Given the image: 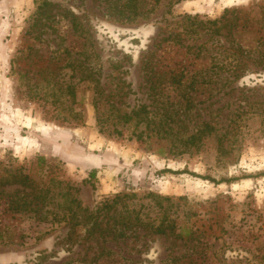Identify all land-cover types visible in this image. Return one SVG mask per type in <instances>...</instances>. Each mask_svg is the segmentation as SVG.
Listing matches in <instances>:
<instances>
[{
	"label": "rangeland",
	"instance_id": "1",
	"mask_svg": "<svg viewBox=\"0 0 264 264\" xmlns=\"http://www.w3.org/2000/svg\"><path fill=\"white\" fill-rule=\"evenodd\" d=\"M44 1L0 0V264H264V0Z\"/></svg>",
	"mask_w": 264,
	"mask_h": 264
},
{
	"label": "trees",
	"instance_id": "2",
	"mask_svg": "<svg viewBox=\"0 0 264 264\" xmlns=\"http://www.w3.org/2000/svg\"><path fill=\"white\" fill-rule=\"evenodd\" d=\"M44 3L46 5H49V6L52 4L48 0H45ZM121 11L123 12V10H121ZM259 59H260V57H259ZM262 61L264 62V60H262ZM240 62L241 61L237 62V64L235 65L236 68L238 67V64ZM228 66H229V64H227L224 60H214L213 59L211 68L212 69L225 70V69L229 68ZM237 76L238 75L236 74V77ZM135 114L138 116V115L141 114V111H136ZM140 120H142V118H140ZM165 126L167 127V129L172 130V126H170V125H165ZM161 127H163V125ZM167 129L165 131H167ZM214 129L215 128L209 122H205L203 129H201V130H199L197 132L207 131V132L210 133ZM198 139H199V135H197V133H194V134H192L190 136L191 143L195 144L196 140H198ZM95 177H96V170L93 169L89 173V178H93L94 179ZM3 180H4L5 183L22 184L23 186H27V187H29L31 189V192H30L29 195L32 194V198L28 199L27 197L25 198V196H24L23 199H21V200L9 201L10 208L13 209V211L22 212L25 209L24 206L31 207L34 204H37L38 209H40V208L43 209L44 206L46 205V203L44 201L46 200V191L47 190L44 191V192L43 191L41 192L40 189H39V186L36 187V189H35L36 184H35V182H33V180H31L29 175L23 174V173L10 174V175L7 176V178H5ZM32 191H35V192L32 193ZM56 206H57V203H56ZM74 223L78 224L79 222H74ZM167 227H168L167 225L164 226L163 224H160L159 226H157L156 231L159 232V233H166L167 232ZM169 227H171V226H169Z\"/></svg>",
	"mask_w": 264,
	"mask_h": 264
},
{
	"label": "crops",
	"instance_id": "3",
	"mask_svg": "<svg viewBox=\"0 0 264 264\" xmlns=\"http://www.w3.org/2000/svg\"><path fill=\"white\" fill-rule=\"evenodd\" d=\"M90 159V158H89ZM93 160V159H92ZM95 167V166H94Z\"/></svg>",
	"mask_w": 264,
	"mask_h": 264
}]
</instances>
